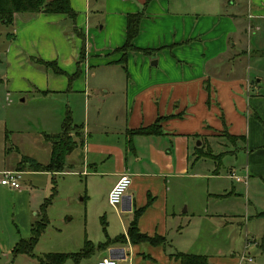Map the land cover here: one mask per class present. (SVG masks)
Here are the masks:
<instances>
[{
    "label": "crops",
    "instance_id": "obj_1",
    "mask_svg": "<svg viewBox=\"0 0 264 264\" xmlns=\"http://www.w3.org/2000/svg\"><path fill=\"white\" fill-rule=\"evenodd\" d=\"M97 2L70 0V7L77 19L79 15V21L61 14L48 18H42L43 14H26L30 15L27 19L18 18L24 14H15L13 18L17 29L11 39L19 46L24 45L31 32V39L38 38L41 26L52 24L58 32L61 27L67 28L70 21L73 26L68 27L69 34L78 48L73 60L78 61L82 36L86 63L90 56L87 52L91 46L87 45L86 39L90 28L87 23L83 25L82 13L110 9L114 15H109V20L104 21L100 29L114 23L111 31L114 30L116 35L111 37L115 40V53L125 41L127 14L143 12L133 45L159 50L151 56L138 52L127 54L125 81L119 82L121 88L117 91L124 89L123 106L116 101L118 93L106 90L105 93H111L115 99L107 106L105 116L97 113L96 121L91 122L87 104L84 123L74 125L81 128V138L77 141L78 146L66 156L62 172L33 171L28 166L21 169L18 167L20 161L17 162L15 170L20 174L27 168L31 176L50 178L53 185L50 196L56 193L55 177H83L86 195L83 200L87 201V213L101 216L103 235L84 239L82 248L77 252L49 254L76 255L89 243L92 249L88 256L76 261L68 259L65 264L68 261L72 264H97L103 258H112L117 264H181L177 254L204 256L208 264H236L233 240L230 241L228 233L231 223L225 219V205L220 204V195L211 185L217 178V171L211 174L208 169L207 175H203L202 163L210 158H197L199 149L204 146L211 149L210 140L220 138L223 132L242 137L238 141L248 145L257 138V133L261 134L260 127H264L258 114L264 96L259 92L251 95L250 79L244 71L230 73L233 69L229 65L233 64L235 57H246L248 54L242 49L239 39L230 45L236 30L221 29L216 17L218 12L215 11L219 0L196 3L181 0H122L116 3L103 0L100 5ZM43 30L47 33L46 28ZM19 35L22 36L19 38ZM205 44L217 45V49L204 47ZM235 48L241 53L234 51ZM117 57L109 64L120 59L119 53ZM132 59H138L139 71L134 68L129 72ZM56 62L59 66L60 62ZM259 82L255 80L254 88ZM84 88V94L88 96ZM64 89L65 82L54 93L62 94ZM251 113L255 114L256 122L252 121ZM171 115L176 117L160 123V134L130 133L150 126L159 117ZM197 140L200 143L195 145ZM47 145L50 158V145ZM249 152L247 155L250 157L252 154ZM49 158L46 163L31 159L45 166ZM124 174L131 179L125 194L129 200L123 198L118 207L107 212L103 205H109L108 194ZM204 180L207 183L205 187ZM135 219L138 234L147 237V240L135 241L127 235ZM113 220L119 223L117 229H111ZM205 227L211 232L205 233ZM219 231L223 233L221 248L206 253V246L208 249L210 245H218V238L214 239L212 235ZM120 237L122 239L117 242ZM151 239L157 241L152 242ZM107 243V247L100 248Z\"/></svg>",
    "mask_w": 264,
    "mask_h": 264
},
{
    "label": "rangeland",
    "instance_id": "obj_2",
    "mask_svg": "<svg viewBox=\"0 0 264 264\" xmlns=\"http://www.w3.org/2000/svg\"><path fill=\"white\" fill-rule=\"evenodd\" d=\"M92 1H98L99 5L103 2ZM121 1L113 0L116 3ZM181 1L196 3L202 0ZM109 10L82 13L83 25L87 23L90 28L86 35L87 45L91 46L87 52L90 56L85 63L84 52L81 73L74 79L56 76L52 68L36 62H52L58 57L56 61L60 62L59 68L67 74L75 73L77 61L73 57L78 48L69 34V28L73 26L70 21L67 25L69 28L61 27L58 32L52 24L41 26V32L35 39H31L30 31L25 36L26 46H19L18 42L11 39L17 29L14 24L7 26L0 22V178L4 171H16V164L22 156L46 163L49 147L43 141V134H59L67 114L73 126L84 123L87 104L91 122L96 121L97 113L105 116L107 106L115 99L111 93L106 94V90L118 93L116 101L123 106L124 89L117 91L121 88L119 82L125 81L126 74L122 65L109 64L118 58L117 53L113 52L116 46L114 37L113 40L111 37L116 35L114 30L111 31L115 25L113 23L100 29L104 21L106 23L109 20V15H114ZM215 11L218 12L216 17L221 29L236 30V36H231L230 45L239 39L242 49L248 53L246 57H235L233 64L229 65L233 69L230 73L244 71L250 79L251 95L259 92L264 96V0H219ZM257 15L260 17H254ZM29 16L24 14L18 18L27 19ZM51 16L45 15L42 18ZM77 17L79 21V15ZM43 28L47 29V33ZM77 44L79 47L78 39ZM204 47L217 49V45L211 44H205ZM137 64L138 59H132L129 72L134 68L139 71ZM255 80H260L257 88H254ZM63 82L65 92L54 93ZM84 87L88 96L84 94ZM92 88L95 90L91 91ZM258 114L263 123L264 103ZM251 119L256 122L255 114L251 113ZM260 128L261 134L257 133V138L252 139L248 145L241 141L230 142L225 137L210 140L212 154L220 158L217 161L208 158L202 163L203 175H207L208 169L210 173L217 171V178L211 185L220 195V204L223 207L225 205V219L231 223L228 233L230 241L233 240L236 264H264V217L260 216L264 211V127ZM198 143L200 141L197 140L195 145ZM203 149L207 150L205 146ZM248 150L252 154L250 157L247 155ZM21 172L19 190L0 185V264H36L26 255L14 253V249L21 241L32 237V228L42 220L40 207L48 198L51 204L46 209L45 228L34 247V255L77 252L82 248L84 239L103 235L101 216L87 213V201L83 200L86 196L83 177H55L56 193L50 197L53 187L50 178L31 176L27 168ZM206 184L204 180V187ZM103 207L107 212L113 209L109 205ZM118 227L119 223L113 220L111 229ZM204 231L211 232L208 227ZM222 235L221 231L212 235L214 239L218 238V245H210L209 250L206 246V253L221 248ZM247 259H252V262Z\"/></svg>",
    "mask_w": 264,
    "mask_h": 264
},
{
    "label": "trees",
    "instance_id": "obj_3",
    "mask_svg": "<svg viewBox=\"0 0 264 264\" xmlns=\"http://www.w3.org/2000/svg\"><path fill=\"white\" fill-rule=\"evenodd\" d=\"M15 14H44V15H53L61 14L66 15L71 20L76 18V14L72 11L70 7V0H0V22L4 25L11 26L13 24V18ZM143 18V12L131 13L126 16V27H125V41L123 45L115 50V53L120 54V59L117 62L123 66L126 71V61L127 54L130 52H138L146 56H151L159 50H147L136 48L133 45L134 39L139 33L140 23ZM81 51L79 53V58L76 63V71L72 76H67L63 71L58 67L56 61L45 62L42 60H36L40 65H43L46 68H52L55 75L67 76L68 79L77 78L81 71L80 65L84 61V40L81 36ZM112 63V62H111ZM67 114V113H66ZM176 117L174 115L168 117L157 118L153 124L147 127L139 128L135 131H131L132 135H156L161 133L160 123L165 119H170ZM81 128L78 126H73L71 124V119L69 114L65 116L61 124V132L56 135H47L43 134V140L50 145V158L47 165L43 166L36 163L33 159L22 157L18 163V167L21 169L25 166H28L33 171L40 172H52L58 173L62 172L65 168V158L69 155L77 146L78 139L81 138ZM221 137L227 138L230 142L238 141L243 139L242 137H235L223 132ZM203 152L202 147L199 149L197 158L207 157L215 161L219 160V155H213L209 147ZM54 194V192H53ZM50 197H53L50 196ZM51 204L50 198L46 199L40 208V213L42 215V220L40 223L36 224L32 228V237L28 240L21 241L14 249V253L26 255L27 257L33 259L36 264H65L68 259L74 261L86 257L89 255L90 250L92 249L89 243L85 244L84 249L76 255L71 254H46L43 256H36L33 254L35 245L38 242L40 235L42 234L45 228V212L48 206ZM138 215V214H137ZM261 217H264V211L260 214ZM127 235L135 241L147 240V237L141 236L138 234L136 229V219L130 224ZM122 237L118 238L116 241L119 242ZM152 242H156V239H151ZM110 243V242H109ZM101 245L100 248H105L108 244ZM180 259L181 264H208L207 258L204 256H194L186 254H177Z\"/></svg>",
    "mask_w": 264,
    "mask_h": 264
},
{
    "label": "built area",
    "instance_id": "obj_4",
    "mask_svg": "<svg viewBox=\"0 0 264 264\" xmlns=\"http://www.w3.org/2000/svg\"><path fill=\"white\" fill-rule=\"evenodd\" d=\"M20 175L21 174L19 173V171H4L1 173L0 185L13 190H19ZM130 185V177L125 174L121 175L108 194L109 206H111L112 208L118 207L121 204ZM248 261H251V259H248ZM97 264H117V262L112 258H103L99 260Z\"/></svg>",
    "mask_w": 264,
    "mask_h": 264
},
{
    "label": "water",
    "instance_id": "obj_5",
    "mask_svg": "<svg viewBox=\"0 0 264 264\" xmlns=\"http://www.w3.org/2000/svg\"><path fill=\"white\" fill-rule=\"evenodd\" d=\"M124 199H128L129 200V198L128 197H125V196H124Z\"/></svg>",
    "mask_w": 264,
    "mask_h": 264
}]
</instances>
